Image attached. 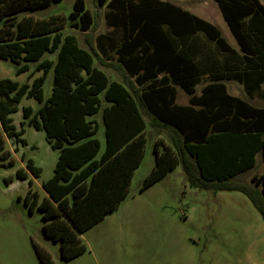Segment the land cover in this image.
Segmentation results:
<instances>
[{
  "label": "trees",
  "instance_id": "trees-1",
  "mask_svg": "<svg viewBox=\"0 0 264 264\" xmlns=\"http://www.w3.org/2000/svg\"><path fill=\"white\" fill-rule=\"evenodd\" d=\"M60 1L0 0V60L14 63L17 75L30 63L42 73L30 84L0 79V158L10 156L5 139L25 144L24 123L42 130L57 152L53 175L41 184L45 197L38 203L29 189L25 203L41 212L42 232L59 243L61 259L85 253L81 234L126 197L144 156L143 114L151 127L168 129L172 137L171 146L154 142V165L140 191L180 164L191 188L239 191L264 222V173L251 177L252 186L233 181L253 169L258 156L264 162V109L230 95L226 86L228 79L237 80L251 95L264 84V4L214 0L237 50L213 24L172 3L95 0L106 9L107 30L82 48L64 30L92 29L94 16L83 0H75L66 16L28 14ZM101 67L120 71L125 81H110ZM49 71L52 89L44 100ZM204 76L209 82L196 95ZM177 88L188 96L187 105L175 103ZM23 97L42 105L35 112L22 108L18 131L10 115ZM100 126L103 149L96 137ZM25 167L39 176L31 160ZM27 171L18 169L16 177L25 179ZM34 251L40 264H53L45 250Z\"/></svg>",
  "mask_w": 264,
  "mask_h": 264
},
{
  "label": "rangeland",
  "instance_id": "rangeland-1",
  "mask_svg": "<svg viewBox=\"0 0 264 264\" xmlns=\"http://www.w3.org/2000/svg\"><path fill=\"white\" fill-rule=\"evenodd\" d=\"M74 1L61 0L28 14L37 19L66 16L72 11ZM83 1L94 16L92 29L83 33L66 25L64 33L74 36L80 47L87 48L88 43L93 45L95 37L107 30L106 9L99 7L95 0ZM161 1L187 9L210 22L226 42L238 50L214 0ZM259 1L264 4V0ZM44 57L54 58L53 55ZM111 63L116 64L115 61ZM35 66L36 63H30L28 71L17 75L14 63L0 60V79L30 84L42 74L34 71ZM101 68L110 81H125L120 71ZM207 82L208 77L202 78L196 85V92L199 93ZM226 86L230 95L264 109V84L251 95L237 80L228 79ZM51 89L52 71H49L42 87L44 100L50 96ZM187 98L177 88V103H186ZM41 105L23 97L17 112L10 115L16 130H20L24 121L22 108L30 107L35 112ZM143 116L146 121L144 156L134 171L126 197L116 209L81 234L87 250L68 262L60 257L59 243L44 236L41 212L37 207L30 211L25 203L29 189L38 195V203L45 197L41 184L52 177L57 152L47 144L42 130H35L26 123L21 136L25 144L5 139L4 149L10 156L0 158V264H40L34 246L45 250L53 264H264V222L243 193L191 188L180 164L140 191L143 179L154 165V142L161 139L171 146L172 137L170 130L151 127V118ZM96 118L99 119V115ZM96 137L103 149L102 126ZM27 160L40 169L37 178L26 170ZM18 169L27 171L25 179L16 177ZM263 173L264 162L258 156L256 166L233 181L252 186L251 177Z\"/></svg>",
  "mask_w": 264,
  "mask_h": 264
},
{
  "label": "crops",
  "instance_id": "crops-1",
  "mask_svg": "<svg viewBox=\"0 0 264 264\" xmlns=\"http://www.w3.org/2000/svg\"><path fill=\"white\" fill-rule=\"evenodd\" d=\"M184 10H187V9H184ZM187 11H188V10H187ZM189 12H190V11H189ZM190 13H191V12H190ZM228 44H229V43H228ZM229 45H230V44H229ZM230 46H231V45H230ZM231 47H232V46H231ZM95 65L97 66V64H95ZM103 71H104V70H103ZM204 77H206V76H204ZM204 77H203V78H204ZM117 81H118V80H117ZM119 82H120V81H119ZM204 85H205V84H204ZM204 85H203V86H204ZM203 86H202V87H203ZM195 90H196V87H195ZM200 90H201V89H200ZM199 93H200V91H199ZM199 93L196 92V95H199ZM229 94H230V93H229ZM188 99H189V98H187V102H186L187 104H188ZM175 103L178 104V103H177V89H176V100H175ZM186 103H182V104H178V105H187ZM78 257H79V256H78ZM76 258H77V257H76ZM74 259H75V258H74ZM74 259H71V260H74ZM71 260H69V261H71ZM67 262H68V261H67Z\"/></svg>",
  "mask_w": 264,
  "mask_h": 264
}]
</instances>
